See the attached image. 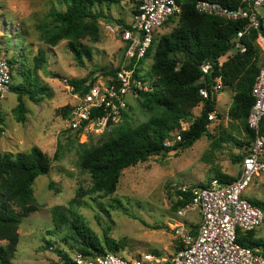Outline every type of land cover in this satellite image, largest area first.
<instances>
[{"label": "rangeland", "instance_id": "rangeland-1", "mask_svg": "<svg viewBox=\"0 0 264 264\" xmlns=\"http://www.w3.org/2000/svg\"><path fill=\"white\" fill-rule=\"evenodd\" d=\"M51 7L65 9V4L60 0H0V51L13 60L12 84L34 79V57L40 49L47 57L38 70L40 83L46 87L44 94L36 99L23 97L28 107L26 119L23 122L17 120L18 95L11 89L0 105V153L28 151L34 145L51 157L60 151V157L53 159L49 173L39 175L33 184L40 207L20 223V240L12 262L63 264L57 252L45 248L49 241L70 253L77 250L79 243L74 232L65 224L57 227L52 214L58 205L69 208L74 197H78L74 211L84 217L102 242L104 230L109 228V235L121 245L120 250L130 253L127 255L153 252L170 261L181 244L177 224L196 228L201 221L199 208L175 207L178 187L209 182L218 172L238 177L241 163L237 155L248 152L252 145L253 139L244 124L228 116L234 90L225 86L217 94V118L208 124L212 136L203 135L190 147L166 150L125 168L116 192L111 195L104 192L84 194L93 184L90 172L80 165L84 149L108 140L124 124L137 126L148 120L150 112L142 108L137 98L131 97L126 116L120 122L108 121L106 127L98 125L81 132L69 130L66 114L78 101L79 93L68 80L84 77L97 80L104 73L103 69L122 66L124 43L117 34L108 33L105 24L120 19L129 21L134 6L129 0L96 4L94 9L102 12L99 18L101 36L98 41L83 40L91 54L81 59L70 49L68 40L55 46L43 40ZM178 19L179 15L171 17L159 28L156 38L169 33ZM237 48L233 47L229 54ZM262 56L264 60L263 49ZM223 58L219 63L224 62ZM153 60L151 54L141 62L142 75L149 77ZM28 73L29 77L26 76ZM202 108L203 103H200L193 108L190 117L183 119L187 127L201 114ZM246 196L264 201V173L256 175ZM181 209L186 210L184 215L180 214ZM255 236L264 238V223L255 231Z\"/></svg>", "mask_w": 264, "mask_h": 264}, {"label": "trees", "instance_id": "trees-1", "mask_svg": "<svg viewBox=\"0 0 264 264\" xmlns=\"http://www.w3.org/2000/svg\"><path fill=\"white\" fill-rule=\"evenodd\" d=\"M123 0H60L65 9L51 7L47 14V21L43 29V40L52 46L62 40H68V46L77 55L90 56L91 49L83 43L84 39L98 41L101 36L99 18L101 11L95 5L104 2L119 3ZM132 1V0H131ZM182 11L177 25L166 34L155 38L147 57L153 54L154 60L150 69V78H154L155 89L140 91L137 98L142 108L150 112L148 120L137 126L122 125L116 134L101 144L84 149L80 158L81 167L90 172L93 178L92 186L84 194L104 192L111 195L116 192L122 171L139 162L146 161L150 156L161 154L162 150L183 149L190 147L203 135L212 136L209 132V113L216 112V97L204 99L199 92L200 80L203 76L208 83L221 76L225 86L234 90L233 102L228 110L232 120H239L244 124L247 134L254 140L257 133L248 125V116L255 98L252 88L263 63L262 49L257 43L259 34L264 35V27L251 29L244 35L242 42L246 50H238L230 54L222 64L219 58L228 54L232 48V39L241 30L246 21H233L226 18L201 13L196 9L199 0H178ZM219 2L230 8H236L242 0H210ZM123 21V19H120ZM205 60L214 63L210 74H205L201 65ZM19 60H16L18 62ZM47 61L46 53L40 49L34 57L33 80H21L17 84L11 83V91L18 95L16 106L17 120L26 119L28 107L24 96L31 99L43 95L46 87L40 83L38 70ZM13 72V60L9 59ZM118 68L103 69V74H115ZM30 74H32L30 72ZM28 73L26 76H30ZM96 78L88 77L68 80L80 96H85ZM203 103L201 114L190 126L181 131L182 140L172 146L165 145V141L173 131L181 129L182 120L190 117L194 107ZM67 110V109H66ZM68 108L66 117L70 113ZM127 111V110H126ZM126 111L124 114L126 116ZM104 108L95 109L94 114H104ZM71 130V129H69ZM82 130H78L81 132ZM259 134L264 138V118L260 124ZM246 153L237 155L242 161ZM57 150L51 157L41 147L34 145L28 151L0 153V264H13L20 240L19 227L23 218L37 211L40 204L36 200L33 184L37 177L47 174L51 170L52 161L59 159ZM240 176V175H239ZM238 176V177H239ZM223 182H232L237 176L218 172L217 176ZM205 183H200L204 185ZM178 198L175 207H185L191 202L192 192L177 190ZM83 194H77V196ZM120 202V201H118ZM252 202L264 208V201L252 199ZM78 204V197L70 201L69 208L56 206L52 210L55 225H67L79 243L77 250L85 254H101L106 251H122L121 245L110 235L109 228L104 230V240L87 225L82 215L74 211ZM120 206L122 204L120 203ZM239 242L264 251V238L255 236V231L241 233ZM4 242V243H3ZM46 249L57 252L63 264H71L70 252L55 246L49 241Z\"/></svg>", "mask_w": 264, "mask_h": 264}, {"label": "built area", "instance_id": "built-area-1", "mask_svg": "<svg viewBox=\"0 0 264 264\" xmlns=\"http://www.w3.org/2000/svg\"><path fill=\"white\" fill-rule=\"evenodd\" d=\"M133 11L129 21L109 22L106 31L117 34L124 43L123 64L115 74H102L94 82L90 92L78 95V101L66 118L67 128L89 130L98 125L106 127L108 121L120 122L124 111L130 106V98H138L140 91L155 89L153 80L140 71L141 62L147 58L153 46L156 33L171 17L182 11L178 0H132ZM196 9L205 14L220 16L233 21H246L243 28L232 39V48L244 52V35L253 28L264 27V0H242L236 8H230L216 1L199 0ZM257 42L264 50V35L259 34ZM231 48V49H232ZM230 49V50H231ZM229 50V51H230ZM221 56V58H223ZM229 58V52L224 61ZM222 64V63H220ZM205 74L214 69L211 60L201 65ZM199 92L204 99L217 98L225 85L218 76L212 83L206 78L200 80ZM12 67L7 53L0 51V105L11 89ZM255 101L248 116V125L257 135L241 161L240 176L232 182H223L213 177L204 185H182L177 190L191 191V202L187 207L200 210L201 221L196 228L177 224L180 248L170 261L153 252H138L127 255L123 251H106L101 254H85L76 250L70 253L71 264H264V251L239 242L243 232L256 231L264 223V208L246 196L247 189L255 182L258 173H264V138L259 134L264 118V61L252 88ZM104 108V114H94L95 109ZM208 118H217L210 112ZM104 123V124H99ZM189 127V126H188ZM182 120L181 129L173 131L165 145L181 141V131L188 128ZM174 135V137H173ZM186 207V206H185ZM181 215L186 212L181 209Z\"/></svg>", "mask_w": 264, "mask_h": 264}, {"label": "crops", "instance_id": "crops-1", "mask_svg": "<svg viewBox=\"0 0 264 264\" xmlns=\"http://www.w3.org/2000/svg\"><path fill=\"white\" fill-rule=\"evenodd\" d=\"M130 2H132L131 0H129ZM133 3V2H132ZM132 11H133V9H132ZM132 13V12H131ZM237 52V50L235 51V52H233V53H230V54H235ZM229 54V55H230Z\"/></svg>", "mask_w": 264, "mask_h": 264}, {"label": "water", "instance_id": "water-1", "mask_svg": "<svg viewBox=\"0 0 264 264\" xmlns=\"http://www.w3.org/2000/svg\"><path fill=\"white\" fill-rule=\"evenodd\" d=\"M178 150V149H177ZM166 150L164 149V150H162V152H165Z\"/></svg>", "mask_w": 264, "mask_h": 264}]
</instances>
